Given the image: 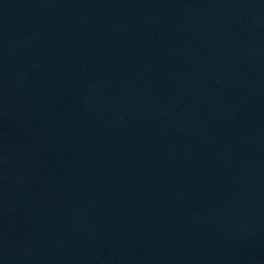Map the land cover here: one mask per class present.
Wrapping results in <instances>:
<instances>
[{
	"label": "water",
	"instance_id": "water-1",
	"mask_svg": "<svg viewBox=\"0 0 264 264\" xmlns=\"http://www.w3.org/2000/svg\"><path fill=\"white\" fill-rule=\"evenodd\" d=\"M0 264H264V0H0Z\"/></svg>",
	"mask_w": 264,
	"mask_h": 264
}]
</instances>
